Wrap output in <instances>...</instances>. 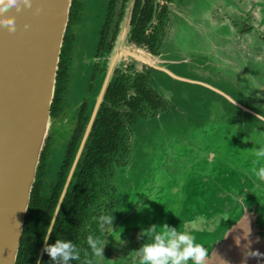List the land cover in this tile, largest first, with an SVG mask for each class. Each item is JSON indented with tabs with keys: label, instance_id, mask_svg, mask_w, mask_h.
<instances>
[{
	"label": "flooded vegetation",
	"instance_id": "af4514ba",
	"mask_svg": "<svg viewBox=\"0 0 264 264\" xmlns=\"http://www.w3.org/2000/svg\"><path fill=\"white\" fill-rule=\"evenodd\" d=\"M83 13L85 20L81 16ZM118 41L123 52L113 65L54 226L74 173L87 150L96 119L102 122L106 105L110 104V100L106 99L108 88L116 82L126 88L125 97L116 109L119 118L115 122L118 124V138L121 133L123 135L122 146L114 154L105 174L98 176V197L92 217L97 219L99 217L96 215L100 213L115 212L112 214V227L124 230L111 234L101 229L99 222L87 220L78 239L81 244L77 247L81 253L80 260L72 264H88L89 261L92 264H137L133 259L134 251L140 248L146 237L138 238L141 230L137 227L125 228L121 225L125 218L119 210L130 187L120 193L113 177L124 165L130 170L133 161L143 155L148 157L141 153L142 150H139L140 155L137 154L136 149L140 148L138 143L142 147L149 145L150 133L175 115L195 122L210 105L220 100L221 94L245 107L249 106L245 102L247 76H264V0H82V3L81 0H71L50 107L51 127L35 179L41 195L48 192H53L52 196L55 194L64 157L69 148L73 149L56 201L51 203L46 200L48 208L52 207L47 226L94 110L110 53ZM232 42L238 44L241 50L237 49L239 53L235 52L236 57L224 52V48L227 50ZM245 48L250 52L247 61L244 58ZM143 59L150 60L151 65ZM70 67L74 69L70 84L72 99L67 101L65 95ZM80 92L81 98L75 99ZM136 104L137 107H134ZM249 108L256 110L252 106ZM58 111L62 113L57 115L55 112ZM51 150L59 153L61 159L52 179L48 180L45 171ZM108 189L111 190L105 193ZM40 203L42 200L36 210L42 209L43 204L40 206ZM47 210L43 207L42 214ZM70 213L71 210L66 219V237L60 235L58 238L74 243ZM43 229L41 223L34 234L38 235L37 244ZM90 234L106 240L104 257H95L91 253L86 243ZM51 237L52 234L47 243ZM41 239L33 259L35 241L23 236L19 264H37L44 243L43 237ZM39 264H53L44 250Z\"/></svg>",
	"mask_w": 264,
	"mask_h": 264
},
{
	"label": "water",
	"instance_id": "95a60500",
	"mask_svg": "<svg viewBox=\"0 0 264 264\" xmlns=\"http://www.w3.org/2000/svg\"><path fill=\"white\" fill-rule=\"evenodd\" d=\"M70 6L71 0H32L31 9L22 6L19 12L12 9L3 14L15 17V33L0 25V264H16L31 191L51 127L50 107ZM36 8L41 11L37 13ZM121 52L118 41L66 175L53 223ZM246 86L245 96L250 101L245 102L256 110L221 94L223 103H213L208 118L197 123L173 120L159 129L175 136L177 145L178 141L184 145V154L171 149L174 158L165 167L175 176L169 193L175 194L180 204L177 212L166 204L171 218L164 223L191 232L209 250L207 264H264V181L252 172L253 148L264 144V122L255 120L256 114L264 113V76L248 75ZM176 162L178 165L169 166ZM44 248L45 241L37 262ZM252 252L261 255H249Z\"/></svg>",
	"mask_w": 264,
	"mask_h": 264
},
{
	"label": "trees",
	"instance_id": "16d2710c",
	"mask_svg": "<svg viewBox=\"0 0 264 264\" xmlns=\"http://www.w3.org/2000/svg\"><path fill=\"white\" fill-rule=\"evenodd\" d=\"M119 83H113L110 85L107 91L106 99L110 100V104L106 105L104 116L102 122L100 123L99 118L96 119L93 131L91 132L87 144V150L85 155L82 157L78 164V168L74 173L73 179L70 183L69 189L64 198L61 210L59 212L58 221L54 226V231L52 237L49 241V244L54 243V240L58 236L66 237L67 231V216L69 215V210H71L70 217L72 218L73 223V232H74V244L79 247L81 245L78 243L80 240L79 237L81 232L84 230V224L87 220H91L93 207H96V199L98 197V176L104 175L107 168L109 167L113 156L120 150L122 146L123 135L118 138V124L115 123L119 115L116 111L120 105L121 100L125 97L126 88L123 85H118ZM139 92H141L139 90ZM136 104L134 107H137ZM57 115L61 114V111L55 112ZM55 114V115H56ZM77 136V134H76ZM73 147L67 150L66 156L63 160L62 170L59 174L58 186L56 188L55 194L52 196V193L49 192L45 195H41L37 191V180L33 185L31 191V199L29 202L27 214H26V223L23 225V236L29 239H34V246L32 257L33 259L36 256L37 249L41 244V237L45 232L46 226L50 219V213L52 212V207L48 208L46 200H50L51 203L56 201V197L61 188L64 175L68 168V164L72 157ZM53 191V190H52ZM42 200L40 206L43 204V207H46L48 210L43 212L42 209L36 210V207H39V201ZM53 206V205H52ZM43 225V230L40 232L39 242L36 243L38 235H34L38 231V225ZM26 233V235H25ZM23 236L20 239V242L23 240ZM21 246L18 249V255L16 259V264H19V258L21 255ZM81 254V253H80Z\"/></svg>",
	"mask_w": 264,
	"mask_h": 264
},
{
	"label": "rangeland",
	"instance_id": "374dc122",
	"mask_svg": "<svg viewBox=\"0 0 264 264\" xmlns=\"http://www.w3.org/2000/svg\"><path fill=\"white\" fill-rule=\"evenodd\" d=\"M81 16L83 17V20H85L86 17L84 13L81 14ZM73 56L74 54L71 53V57ZM68 71L70 80L67 84L65 97L67 101H70L72 99L70 84L71 78L74 75V69L70 67ZM81 96V92L77 93L75 99L79 100ZM75 99H73V102ZM171 121L173 120L171 119ZM161 124H164V122ZM161 124L155 131L150 133L149 145H143L142 147L141 143H138L140 148L136 149L137 154L140 155L141 151L139 150H142L141 153L147 154L148 157L143 155L135 162L133 161V168L130 170L126 169L127 165H124L123 169L118 171L115 177H113V180L117 183V190L120 193L127 190V187H130L127 192V197L124 198V203H122L119 210L120 215L125 216V220L121 224L125 228L137 227L141 230L142 228L147 229L153 224H164L167 217L171 218V214H169L166 204H171L175 207L176 212L179 210L177 208L178 204H180L179 200L176 199L175 194L169 193L173 184L171 178H174L175 176L166 172L165 167H167L170 160L174 158L171 149L177 151L178 154H184V149L182 147L184 145L180 141H178L179 145H177L175 136L173 137L172 135L160 131ZM191 139L190 140L193 142L194 139L192 137ZM175 158L176 161H178L179 156L177 155ZM60 159L61 155H59V153H56L53 150L50 151L49 157L46 161L45 171L48 180L52 179L54 171L58 168ZM175 165H178L177 162L170 164L169 166L174 167ZM113 182L114 181H112V183ZM110 190L108 189L105 193ZM144 214L147 215L145 216ZM101 215L102 214L100 213L99 215H96V217H100ZM93 217L91 218V222H99L98 218L95 219ZM103 230L110 231L112 234L113 232H117V230L122 232L124 229L119 228L116 230V227L114 226L112 227V230L109 227Z\"/></svg>",
	"mask_w": 264,
	"mask_h": 264
},
{
	"label": "clouds",
	"instance_id": "9594fccd",
	"mask_svg": "<svg viewBox=\"0 0 264 264\" xmlns=\"http://www.w3.org/2000/svg\"><path fill=\"white\" fill-rule=\"evenodd\" d=\"M22 6L31 9L32 0H0V25L5 27L9 33H15L17 30L15 17L3 14L12 9L19 12ZM35 11L39 13L41 9L36 8ZM24 27L28 29L29 25L26 24ZM255 120L264 122V113L256 114ZM258 145L259 147L253 148V155L256 159L253 161L252 172L256 179L264 181V164L261 163L264 161V144ZM98 219L101 229L110 227L112 230L114 217L111 213L103 214ZM53 231L54 223L50 220L43 240L45 241L44 251L49 255L53 264H72L73 261L80 260V251L71 240L58 238L54 243H47ZM140 237H146V240L138 250L134 251L133 259L137 264H207L210 259L209 250L198 243L191 232L178 230L177 227L167 223L153 224L147 229L142 228L138 234V238ZM86 243L95 257H104L103 249L106 240L103 237L90 234ZM249 255L259 257L261 254L252 252ZM88 264L92 262L89 261Z\"/></svg>",
	"mask_w": 264,
	"mask_h": 264
},
{
	"label": "crops",
	"instance_id": "0c3cea01",
	"mask_svg": "<svg viewBox=\"0 0 264 264\" xmlns=\"http://www.w3.org/2000/svg\"><path fill=\"white\" fill-rule=\"evenodd\" d=\"M238 46H239L238 44L232 42L228 46V49L227 50L224 48V50H225L224 52H226L227 55H234V57H236L237 54H235V52L236 53H239V51H237V49H239ZM248 54L250 55V52L245 48V56H244V58H245L246 61H247V58H248V56H247ZM232 61L235 62V60H232ZM245 100L248 101V102L250 101V99H248L246 97H245ZM215 103H218V105L220 106V104L223 103V102H221L219 99H217ZM215 103H214V105H215ZM250 103H253V102L251 101ZM214 105L213 104L210 105L209 106L210 109L208 108V110L205 111L204 113H202L200 115V117L198 116L197 119H195V122L197 123V122L201 121V119H203V118H208V113L212 109V107H214ZM224 105H227V107H228V104L227 103L224 104ZM182 117L183 116H181V115L178 114V115H175L174 117H172L171 119L174 120V121H176V122H178V123H180V122L186 120V119H184ZM171 119L168 122H164V123H170V122H172Z\"/></svg>",
	"mask_w": 264,
	"mask_h": 264
}]
</instances>
